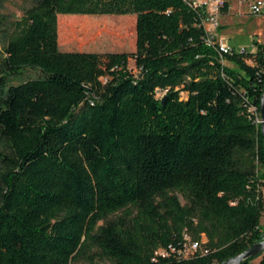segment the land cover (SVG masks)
Segmentation results:
<instances>
[{"label": "trees", "instance_id": "1", "mask_svg": "<svg viewBox=\"0 0 264 264\" xmlns=\"http://www.w3.org/2000/svg\"><path fill=\"white\" fill-rule=\"evenodd\" d=\"M203 13L190 0H35L14 24L0 50V264H225L262 240L249 108L264 44L222 65ZM58 15H134L135 49L62 52ZM25 69L42 76L15 83ZM185 235L200 244L187 257Z\"/></svg>", "mask_w": 264, "mask_h": 264}, {"label": "rangeland", "instance_id": "2", "mask_svg": "<svg viewBox=\"0 0 264 264\" xmlns=\"http://www.w3.org/2000/svg\"><path fill=\"white\" fill-rule=\"evenodd\" d=\"M202 1V0H199ZM250 0H229V7L225 13H218L219 27L216 37L223 41L225 46L240 53L243 49L254 50L256 44H264V0H261V13L249 15ZM35 4V0H0V50L4 43L13 34L14 24L19 21L24 12ZM76 16L77 19H70ZM69 17V19H67ZM83 17L81 15H58V49L62 52H91V53H130L135 49V16H96ZM125 29V30H124ZM250 64L249 61H246ZM226 67L235 68L234 65L223 61ZM128 69L136 74L132 61ZM38 70L25 69L16 82H24L40 78ZM160 99L161 94H157ZM181 94V98L185 99ZM264 199V188L261 189ZM181 205L185 202L182 196L175 193ZM264 230V214L259 220ZM264 234V233H263ZM264 236L262 237V239ZM264 251L250 264H257ZM72 264H88L79 260ZM94 264H106L95 259Z\"/></svg>", "mask_w": 264, "mask_h": 264}, {"label": "built area", "instance_id": "3", "mask_svg": "<svg viewBox=\"0 0 264 264\" xmlns=\"http://www.w3.org/2000/svg\"><path fill=\"white\" fill-rule=\"evenodd\" d=\"M193 7H200L203 9V16L201 18V26L204 30V42L206 46L212 48L218 55L220 63H223V58L226 55L232 54V49L225 46L223 41L216 37V32L219 27L218 13L225 5V0H190ZM262 2L261 0H250L249 1V15L255 16L261 13ZM243 51V50H242ZM241 51V52H242ZM223 65V64H222ZM249 112L254 116V122L259 124V114L256 115L253 107L249 108ZM185 244L181 252L183 257L194 255L200 249V244L195 241H191L188 236H184Z\"/></svg>", "mask_w": 264, "mask_h": 264}, {"label": "water", "instance_id": "4", "mask_svg": "<svg viewBox=\"0 0 264 264\" xmlns=\"http://www.w3.org/2000/svg\"><path fill=\"white\" fill-rule=\"evenodd\" d=\"M162 103H164V101H162ZM258 110H259V118H260L259 132L261 137L264 139V86L260 95ZM263 251H264V238L261 241L252 244L241 254L228 259L225 262V264H241L243 261L255 255L261 254Z\"/></svg>", "mask_w": 264, "mask_h": 264}]
</instances>
